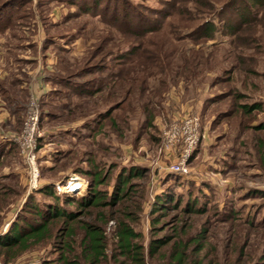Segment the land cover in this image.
Segmentation results:
<instances>
[{
  "label": "rangeland",
  "instance_id": "1",
  "mask_svg": "<svg viewBox=\"0 0 264 264\" xmlns=\"http://www.w3.org/2000/svg\"><path fill=\"white\" fill-rule=\"evenodd\" d=\"M161 1L0 0V7L9 5L0 32L12 48L5 68L21 56L48 82L41 96L14 93L24 106L7 134L20 132L34 94L45 136L39 140V188L29 187L18 146L8 147L0 161V237L15 227L28 231L41 222L38 211L59 207L41 192L48 184L72 175L93 184L97 170L104 174L97 194H105L103 205L86 207L81 194H59L62 208L78 216L51 219L52 238L17 256L0 248V264H62L61 256L86 264L81 242L87 223L100 225L106 236L100 264H133L117 248L118 220L142 233L146 264H169L178 247L186 249V264H264V128H257L264 122V3L253 6L259 17L237 37L222 29L206 38L194 32L207 17L200 8L213 10L201 7L204 0H192L187 15L165 18L126 3L159 8ZM146 18L161 28L144 29ZM230 22L240 26L241 20ZM252 104L259 107L243 110ZM187 114L200 118L204 136L189 161L190 177H181L168 170L162 132ZM132 168L143 175L130 177V196L107 204ZM167 193L172 200L158 205L156 196ZM159 237L172 241L151 258L148 244Z\"/></svg>",
  "mask_w": 264,
  "mask_h": 264
},
{
  "label": "trees",
  "instance_id": "2",
  "mask_svg": "<svg viewBox=\"0 0 264 264\" xmlns=\"http://www.w3.org/2000/svg\"><path fill=\"white\" fill-rule=\"evenodd\" d=\"M120 1V0H118ZM192 0H163L161 1V6L159 8H153L147 5H144L142 3L140 4H131L130 2H126L129 7L132 9H138L140 12H144L146 14H152L155 16H161V17H169L172 14L175 15H187L190 13V10L188 8V4L191 3ZM264 3V0H225L222 5H217L215 3V0H204L201 3V7L213 9L209 13H207L204 8H200V12L202 11L204 15H207L204 22L198 26L196 29L197 34L199 33L200 37H206V38H213L215 34H217L218 31L222 32V29L224 33L229 30L228 32L230 34H234L236 37L241 32V28L243 25H249L253 22L254 19L259 17V14L255 10H253L254 5L262 4ZM9 5H6L5 7H0V22L1 19L4 17L3 13H5V8ZM118 7V6H117ZM216 10L214 11V8ZM231 12H230V11ZM201 12V13H202ZM206 12V13H205ZM136 14V13H135ZM137 15V14H136ZM238 19L241 20L240 26L238 24H232L230 21ZM141 22L142 27L144 26V29L148 26L150 31L159 30L161 28V23L158 24L157 19H148L142 20ZM6 21H3L0 23V32H3L6 28L5 24ZM147 31V30H146ZM145 32V31H144ZM227 32V33H228ZM143 32H140V34ZM192 33V32H190ZM189 35V33H188ZM186 34V36H188ZM118 78V74L116 75ZM259 107L258 104H252V105H242V108L245 112H252L253 110L257 109ZM257 128L262 129L264 128V122L257 125ZM8 144L12 145L11 148L16 146L13 142H8ZM41 147V146H39ZM195 154V153H194ZM194 156V155H193ZM128 176L121 177L118 180L120 181L118 183V186L116 188L113 186V190L111 192V201L106 202L107 204L111 205H118L123 199L130 196L132 191L134 190V186L132 185L129 187L130 177L135 176H142V171H139L137 168L135 169H129ZM93 177V184H89L86 191L80 195L79 201L82 204V207H86L89 205H103L105 203L104 193L97 194L98 192V186L104 183L102 181L103 176L97 175V170L94 172ZM125 174V173H124ZM121 187V188H120ZM5 190H0V193H3ZM41 192H45L50 197H55L57 199V205L59 207H51L50 210H47V212L38 211L39 213V219L41 220L40 223L37 225L28 227V231L21 229H18L17 227L13 228L9 236L6 237H0V248L4 249L6 248L7 251H11L14 256H17L18 254L28 250L30 247H32L35 244L47 241L52 238V232L50 229V221L51 219H57L58 217L65 216L69 220L75 219L78 215H76L75 212L65 211L64 208H62V202L60 201V196L56 192L54 188V184H48L45 186ZM32 193L29 194V197H33ZM156 201L158 205H163V201H165V198H167L169 201L172 200L173 196L170 194L163 195L162 198L160 195L156 196ZM178 200V198H176ZM199 210V209H196ZM127 220L129 221H135V217L130 213L127 212L125 214ZM69 234L68 236H72V228H69ZM85 235L82 239L81 246L83 249L84 256L88 263L86 264H100L102 262V259L106 257V236L104 233L103 228L100 225L96 224H90L87 223L84 226ZM116 235L118 238L117 241V248L119 249V252L121 255L126 256V258L132 260L133 264H146L145 260V252H144V246L139 243L138 240L142 238V233L138 232L131 223L126 222L125 220H118L117 229H116ZM170 237H159L154 238L151 240L148 244L147 252L149 254V257H153L156 253H159L162 247L168 245L171 243ZM185 246V245H183ZM185 255H186V249L184 247H178L172 249V251L169 253V257L171 262L169 264H186L185 262ZM62 264H82L80 260H70L66 256H61ZM194 264H201L194 263ZM210 264V263H209Z\"/></svg>",
  "mask_w": 264,
  "mask_h": 264
},
{
  "label": "built area",
  "instance_id": "3",
  "mask_svg": "<svg viewBox=\"0 0 264 264\" xmlns=\"http://www.w3.org/2000/svg\"><path fill=\"white\" fill-rule=\"evenodd\" d=\"M40 102L39 97L32 94L28 102L24 121L19 133L3 134L7 141L18 146L20 154L28 165L29 187L39 188V168L37 160L39 157V140L45 136V132L40 129ZM204 133L202 131L200 118L193 114H187L183 118L176 119L172 124L166 126L162 132V151L164 156L171 159L168 170L181 177L191 175L189 161L202 141ZM80 181L81 186L73 189V182ZM87 181L78 176H70L64 183H54V188L58 194L79 195L87 189ZM112 223V221H111Z\"/></svg>",
  "mask_w": 264,
  "mask_h": 264
},
{
  "label": "crops",
  "instance_id": "4",
  "mask_svg": "<svg viewBox=\"0 0 264 264\" xmlns=\"http://www.w3.org/2000/svg\"><path fill=\"white\" fill-rule=\"evenodd\" d=\"M11 51L12 48L6 46L3 36H0V161L6 158L7 148L12 146L7 143L9 141L4 138L3 134H7V132L12 130L18 123L17 120L20 118L18 112L22 106H24L20 101L21 99L14 94L15 90H21L22 92L27 90L30 94L33 92L41 96L45 93L46 83H48L43 80L45 74L41 76L40 73L37 72L38 69L34 63L22 62L21 56H18L19 58H17V60H11V65H13V67L6 69L5 65L7 66V64L10 63L8 60L10 57L8 55ZM25 58H30V61L34 60V56H26ZM15 64L21 66L15 67ZM11 70L16 73L12 74ZM1 84H6L3 89ZM16 84H18L19 87L13 90V88L17 86Z\"/></svg>",
  "mask_w": 264,
  "mask_h": 264
},
{
  "label": "bare ground",
  "instance_id": "5",
  "mask_svg": "<svg viewBox=\"0 0 264 264\" xmlns=\"http://www.w3.org/2000/svg\"><path fill=\"white\" fill-rule=\"evenodd\" d=\"M73 184H74L73 185L74 186L73 189H76V188L81 186L80 181H74Z\"/></svg>",
  "mask_w": 264,
  "mask_h": 264
}]
</instances>
